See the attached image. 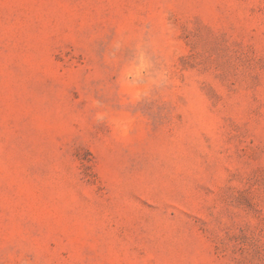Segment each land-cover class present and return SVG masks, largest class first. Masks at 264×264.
<instances>
[{
	"label": "rangeland",
	"instance_id": "rangeland-1",
	"mask_svg": "<svg viewBox=\"0 0 264 264\" xmlns=\"http://www.w3.org/2000/svg\"><path fill=\"white\" fill-rule=\"evenodd\" d=\"M0 264H264V0H0Z\"/></svg>",
	"mask_w": 264,
	"mask_h": 264
}]
</instances>
